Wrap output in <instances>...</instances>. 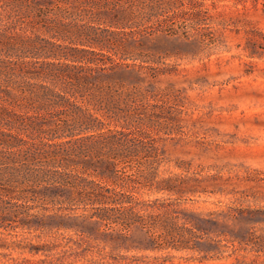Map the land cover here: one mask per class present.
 I'll return each mask as SVG.
<instances>
[{
  "label": "rangeland",
  "instance_id": "1",
  "mask_svg": "<svg viewBox=\"0 0 264 264\" xmlns=\"http://www.w3.org/2000/svg\"><path fill=\"white\" fill-rule=\"evenodd\" d=\"M149 1L163 22L128 35L155 60L130 67L150 74L137 129L174 189L140 187L127 229L37 201L45 227L0 234V264H264V0ZM141 157L123 160L134 180Z\"/></svg>",
  "mask_w": 264,
  "mask_h": 264
},
{
  "label": "trees",
  "instance_id": "2",
  "mask_svg": "<svg viewBox=\"0 0 264 264\" xmlns=\"http://www.w3.org/2000/svg\"><path fill=\"white\" fill-rule=\"evenodd\" d=\"M162 15L149 0H0V234L43 229L37 201L83 205L127 229L140 187L174 189L157 180V148L137 129L148 110L135 79L150 74L130 68L153 67L128 35ZM131 156L145 158L139 180Z\"/></svg>",
  "mask_w": 264,
  "mask_h": 264
}]
</instances>
